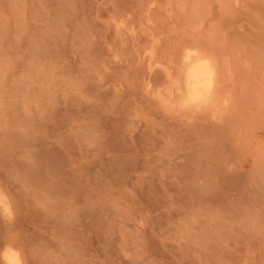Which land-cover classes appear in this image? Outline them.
I'll return each instance as SVG.
<instances>
[{
	"label": "rangeland",
	"instance_id": "374dc122",
	"mask_svg": "<svg viewBox=\"0 0 264 264\" xmlns=\"http://www.w3.org/2000/svg\"><path fill=\"white\" fill-rule=\"evenodd\" d=\"M0 191V264H264V0H0Z\"/></svg>",
	"mask_w": 264,
	"mask_h": 264
},
{
	"label": "bare ground",
	"instance_id": "6f19581e",
	"mask_svg": "<svg viewBox=\"0 0 264 264\" xmlns=\"http://www.w3.org/2000/svg\"><path fill=\"white\" fill-rule=\"evenodd\" d=\"M181 65L182 81L176 88H181V100L178 104L184 105H202L206 104L212 98V91L215 83V67L212 62L202 54H192L186 51ZM180 95V93H178ZM181 102V103H180ZM11 211V210H10ZM5 264H22V261L11 248L3 251Z\"/></svg>",
	"mask_w": 264,
	"mask_h": 264
},
{
	"label": "clouds",
	"instance_id": "9594fccd",
	"mask_svg": "<svg viewBox=\"0 0 264 264\" xmlns=\"http://www.w3.org/2000/svg\"><path fill=\"white\" fill-rule=\"evenodd\" d=\"M0 215H11L8 198L0 191Z\"/></svg>",
	"mask_w": 264,
	"mask_h": 264
}]
</instances>
